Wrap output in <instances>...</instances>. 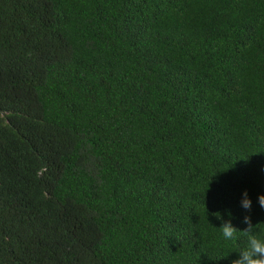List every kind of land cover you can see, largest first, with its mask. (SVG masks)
Instances as JSON below:
<instances>
[{
	"label": "trees",
	"instance_id": "16d2710c",
	"mask_svg": "<svg viewBox=\"0 0 264 264\" xmlns=\"http://www.w3.org/2000/svg\"><path fill=\"white\" fill-rule=\"evenodd\" d=\"M258 194L264 0H0V264H232Z\"/></svg>",
	"mask_w": 264,
	"mask_h": 264
},
{
	"label": "clouds",
	"instance_id": "9594fccd",
	"mask_svg": "<svg viewBox=\"0 0 264 264\" xmlns=\"http://www.w3.org/2000/svg\"><path fill=\"white\" fill-rule=\"evenodd\" d=\"M257 203L261 209H264V194H258ZM239 204L245 212H251L253 201L247 190L242 192ZM213 215L221 222L218 229L223 239L235 241L238 229L232 223L234 217L231 210L226 209L224 214L216 212ZM241 222L247 226L244 230H240L246 236V245L236 252L238 257L232 261V264H264V235L257 233L250 215H244Z\"/></svg>",
	"mask_w": 264,
	"mask_h": 264
}]
</instances>
